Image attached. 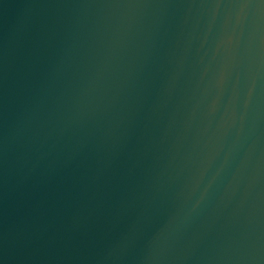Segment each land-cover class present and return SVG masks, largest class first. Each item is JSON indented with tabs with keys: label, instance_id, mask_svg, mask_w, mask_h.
Instances as JSON below:
<instances>
[{
	"label": "water",
	"instance_id": "water-1",
	"mask_svg": "<svg viewBox=\"0 0 264 264\" xmlns=\"http://www.w3.org/2000/svg\"><path fill=\"white\" fill-rule=\"evenodd\" d=\"M0 264H264V0H0Z\"/></svg>",
	"mask_w": 264,
	"mask_h": 264
}]
</instances>
